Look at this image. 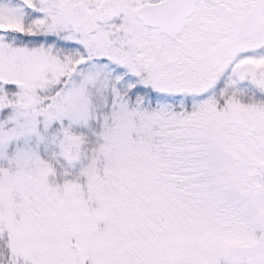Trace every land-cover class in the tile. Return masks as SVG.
Returning a JSON list of instances; mask_svg holds the SVG:
<instances>
[{"label":"snow or ice","instance_id":"1","mask_svg":"<svg viewBox=\"0 0 264 264\" xmlns=\"http://www.w3.org/2000/svg\"><path fill=\"white\" fill-rule=\"evenodd\" d=\"M0 264H264V0H0Z\"/></svg>","mask_w":264,"mask_h":264}]
</instances>
